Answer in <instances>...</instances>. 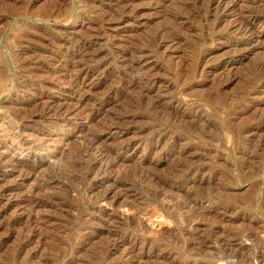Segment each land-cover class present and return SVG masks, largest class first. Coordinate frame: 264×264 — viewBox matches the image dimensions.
<instances>
[{"label": "rangeland", "instance_id": "rangeland-1", "mask_svg": "<svg viewBox=\"0 0 264 264\" xmlns=\"http://www.w3.org/2000/svg\"><path fill=\"white\" fill-rule=\"evenodd\" d=\"M194 1L0 0V264H264V0Z\"/></svg>", "mask_w": 264, "mask_h": 264}, {"label": "bare ground", "instance_id": "bare-ground-1", "mask_svg": "<svg viewBox=\"0 0 264 264\" xmlns=\"http://www.w3.org/2000/svg\"><path fill=\"white\" fill-rule=\"evenodd\" d=\"M204 0H195L192 4H195L196 2H203ZM213 0H206V4H208V5H210V3L212 2ZM226 2V1H225ZM229 2V1H228ZM222 1L221 0H218L217 1V3H216V7H220L221 5H222ZM225 5V4H224ZM228 5V4H227ZM210 8V7H209ZM247 9V8H246ZM52 14H54L53 13V11L52 10H47V11H45V12H42L41 13V17L43 18V19H45V20H47V21H50V19H52L51 17H52ZM243 18H244V15H243ZM263 18V17H262ZM262 18H259V17H253V16H248V18H247V20L246 21H240V24H241V27H242V29H244V31H247V32H250L252 29H253V26H254V24L255 23H258V22H263V19ZM245 19V18H244ZM243 20V19H242ZM175 21H176V19H175ZM262 24V23H261ZM256 27V26H255ZM181 29V27L180 26H176L175 28H172V29H163L162 31H160V32H156V33H154L151 37H150V39H149V44H152V45H154V46H161L162 45V41H161V39H162V36H163V34H166L167 36H166V39H168V40H171V41H173V40H176L177 39V34H178V32H177V30H180ZM242 31V30H241ZM252 32H253V30H252ZM179 38V37H178ZM81 40V39H80ZM79 43H78V47H79V54L82 56V57H88L89 56V54L90 53H92V55L96 58L99 54H101V52L99 51V50H95V51H93V52H91L90 50H92V49H89V48H91L92 47V41H90V40H88V39H85V40H81V41H78ZM147 42V43H148ZM164 42V41H163ZM149 47H152L151 45H149ZM137 54V55H136ZM126 55H128V57L126 56ZM124 56V57H123ZM92 57V56H91ZM121 57V56H120ZM130 57H133L132 59L130 58ZM135 57V58H134ZM142 57V54L140 53V52H136L135 50H132V51H130V50H126V53H124V51H123V54H122V58H125V59H128L129 60V62H128V66H129V68L131 69H135L136 70V75L138 76V78H139V80L140 81H143L144 82V89H145V93H147V92H149L155 85H156V80L155 79H153V78H151L149 75H145V76H142L141 74H139V72H138V68L137 67H139V65H137V61L136 60H138V59H140ZM94 59V58H93ZM82 60V59H81ZM122 60V59H121ZM132 60V61H131ZM80 61V60H79ZM125 61V60H124ZM127 61V60H126ZM140 62V61H139ZM263 64V63H262ZM262 64H260L258 67H259V70H260V67H261V65ZM131 69V70H132ZM134 70V71H135ZM261 71V70H260ZM83 80L80 82L79 81V83H77L78 85H82L83 84ZM144 93V92H143ZM153 106L156 104V103H151ZM59 113V112H58ZM60 115H61V113H60ZM259 118H261V119H263L264 120V115H261ZM250 130H253V125H245V127H242V131H250ZM241 138V137H240ZM96 142V141H95ZM158 144V142H155L154 143V145L156 146ZM131 145V144H130ZM148 147V146H147ZM245 148V147H244ZM122 150H125L124 148L122 149ZM29 155V154H28ZM5 158V156L3 157L2 156V158L1 159H4ZM95 161V160H94ZM97 161V160H96ZM114 161H115V159H114ZM12 162V161H11ZM107 164H105V166H106ZM109 167V166H108ZM101 179V178H100ZM102 198H103V200H106L107 199V194L105 193V194H103V196H102ZM190 202V201H189ZM135 247V244H131L130 245V249H133ZM129 249V248H128ZM132 251V250H131Z\"/></svg>", "mask_w": 264, "mask_h": 264}]
</instances>
